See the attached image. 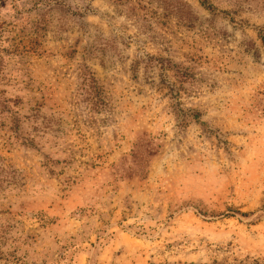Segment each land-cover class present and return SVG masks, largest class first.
<instances>
[{
  "label": "rangeland",
  "instance_id": "rangeland-1",
  "mask_svg": "<svg viewBox=\"0 0 264 264\" xmlns=\"http://www.w3.org/2000/svg\"><path fill=\"white\" fill-rule=\"evenodd\" d=\"M0 264H264V0H0Z\"/></svg>",
  "mask_w": 264,
  "mask_h": 264
}]
</instances>
